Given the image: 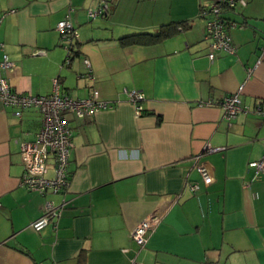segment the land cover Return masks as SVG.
<instances>
[{"label": "crops", "instance_id": "1", "mask_svg": "<svg viewBox=\"0 0 264 264\" xmlns=\"http://www.w3.org/2000/svg\"><path fill=\"white\" fill-rule=\"evenodd\" d=\"M215 1L0 0V61L13 64L1 74L15 92L48 95L57 80L72 98L94 88L111 104L64 114L69 186L41 195L20 186L17 158L41 115L32 108L18 118L0 103V264H264V174L254 167L264 156V0L223 13L236 52L210 61L201 11ZM101 5L105 13L89 17ZM66 16L78 35L67 62L70 42L56 29ZM163 25L179 27L154 41H119ZM123 89L143 93L140 116ZM237 93L245 111L226 121L216 102ZM207 146L219 150L203 154ZM46 201L60 214L36 232L30 224ZM148 216L159 221L141 249L131 231Z\"/></svg>", "mask_w": 264, "mask_h": 264}, {"label": "built area", "instance_id": "2", "mask_svg": "<svg viewBox=\"0 0 264 264\" xmlns=\"http://www.w3.org/2000/svg\"><path fill=\"white\" fill-rule=\"evenodd\" d=\"M240 5H245L244 0H216L207 9L201 11L206 18L204 40L208 42L207 57L213 61L218 52L234 54L236 48L231 43V39L226 30V21L223 13L226 10H233ZM106 5H101L97 9L89 12V17L94 18L105 13ZM56 29L69 42L77 38V31L73 29L68 17L57 23ZM69 45V44H68ZM68 45L65 46L68 51ZM69 59L66 58V62ZM84 65L88 68V79H92L89 62L84 59ZM13 64L3 56L0 61V103L5 107L14 109V115L21 117L24 110L36 109L42 119L41 129L36 133L34 140L22 141L19 143L18 162L23 166L24 173L20 179V186L26 190L37 192L41 195L46 193L58 194L67 190L69 186L68 166L70 162V152L72 148V132L64 118L65 113H71L77 118L94 115L96 112L111 108V104L100 99L99 92L92 88L83 99L72 98L61 91L57 80L53 82L52 91L48 95H25L15 92L8 79L1 74L4 70H11ZM242 86L239 87L240 92ZM127 96V101L132 105L136 116H140L143 108L140 103L144 100V95L137 90L123 89ZM223 111V118L226 121L234 119L244 112L240 98L237 94L224 96L216 102ZM207 105L213 104L209 100ZM219 149L206 147L203 154L215 152ZM52 163V176L49 177L48 163ZM255 176L264 174V156L254 163ZM202 183L209 186L213 182L211 172L204 166H197ZM185 187L192 194L199 190V183L187 181ZM60 206H56L51 201H46L43 205V214L30 224V228L38 232L45 228L49 222L60 214ZM159 218L148 216L141 219L131 231L133 242L141 249L147 243L148 236L153 233ZM130 264H143L132 259Z\"/></svg>", "mask_w": 264, "mask_h": 264}, {"label": "trees", "instance_id": "3", "mask_svg": "<svg viewBox=\"0 0 264 264\" xmlns=\"http://www.w3.org/2000/svg\"><path fill=\"white\" fill-rule=\"evenodd\" d=\"M234 9H236V8H234ZM178 27H176V25H163V26H161V28L158 30V32L155 35L148 34V33L133 34L130 36L122 37L119 39V41L120 42H132V43H141V42L145 43L149 39H150V41H154L158 38L161 39V38H166V37L172 36L178 30ZM73 39H75V38H73ZM73 46H75V44L73 43V41H70V43L68 45V52L66 55V58H68V59L71 58L70 53L71 52L74 53ZM75 54H73V55L75 56Z\"/></svg>", "mask_w": 264, "mask_h": 264}, {"label": "rangeland", "instance_id": "4", "mask_svg": "<svg viewBox=\"0 0 264 264\" xmlns=\"http://www.w3.org/2000/svg\"><path fill=\"white\" fill-rule=\"evenodd\" d=\"M49 177H51V176H49Z\"/></svg>", "mask_w": 264, "mask_h": 264}]
</instances>
